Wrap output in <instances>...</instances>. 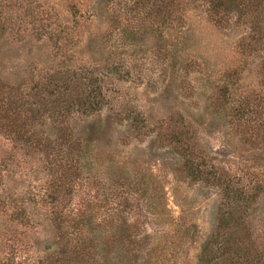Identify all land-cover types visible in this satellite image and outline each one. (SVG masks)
I'll return each mask as SVG.
<instances>
[{"label":"rangeland","instance_id":"rangeland-1","mask_svg":"<svg viewBox=\"0 0 264 264\" xmlns=\"http://www.w3.org/2000/svg\"><path fill=\"white\" fill-rule=\"evenodd\" d=\"M163 1L0 0V87L25 97L73 74L103 86L100 109L67 125L80 175L58 206L88 232L126 200L141 264H198L220 195L174 175L178 132L203 166L255 197L246 226L264 259V11L257 26L235 15L215 23L205 0ZM25 119L39 140L54 133L50 117ZM56 177L51 156L0 128V264H48L75 236L74 224L65 237L54 230Z\"/></svg>","mask_w":264,"mask_h":264},{"label":"trees","instance_id":"trees-1","mask_svg":"<svg viewBox=\"0 0 264 264\" xmlns=\"http://www.w3.org/2000/svg\"><path fill=\"white\" fill-rule=\"evenodd\" d=\"M205 1L215 23H221L228 15H235L238 19L248 20L251 26L255 23L257 26L260 14L264 11V0ZM159 3L164 7L167 6L163 0H159ZM43 86L38 90L35 87L34 94L25 97H19L12 90L0 87V128L6 136L21 143L22 146L37 153L42 152L46 157L51 156V163H54L57 172V185L52 194L48 195L54 210L56 209L54 217L52 213L54 230L62 233L63 229L65 234L59 236L65 237L68 235L66 232L69 230V225H76L75 236L66 242L64 248L52 253L48 264L61 262L108 264L112 258L115 260L114 264H141L142 241L139 240L142 233L139 229L141 226L137 225L134 216L129 212L126 200L121 205H117L115 219L108 218L110 214L106 217L104 225L99 223L95 226L97 230L91 228L89 232L82 222V216L70 214L67 208L58 210L60 209L58 206L64 201L63 197L75 189L80 175L77 164L81 157V147L76 145L73 135L67 130V125L70 120H74L71 116L76 113L87 116L88 111L95 112L100 109L103 86L98 84L91 74H73L61 83L54 82ZM24 117L31 124L35 121L44 122L45 117L52 118L54 133L39 140L36 134L24 130L25 125L22 124ZM170 137L174 139L172 142L176 144L177 155L180 158V163L173 168L174 175L215 187L220 195L215 226L200 248L197 263L264 264V259L257 254L252 245L251 235L246 226L247 209L255 199L250 195L247 186L236 185L223 169L203 166L194 153V148L187 144L181 146V134L178 132H172ZM112 227L113 231H110L109 228ZM132 230L135 234L130 232ZM98 232L102 233L104 240L100 238L101 242L96 243L95 237Z\"/></svg>","mask_w":264,"mask_h":264}]
</instances>
